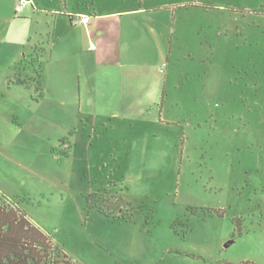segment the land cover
Instances as JSON below:
<instances>
[{
    "label": "rangeland",
    "instance_id": "obj_1",
    "mask_svg": "<svg viewBox=\"0 0 264 264\" xmlns=\"http://www.w3.org/2000/svg\"><path fill=\"white\" fill-rule=\"evenodd\" d=\"M39 1L151 8L128 23L150 35L151 21L146 60H126L147 66L151 96L78 103L53 76L39 85L33 46L0 81V193L76 264H264V0ZM29 3L2 37L26 30ZM116 202L132 222L113 221Z\"/></svg>",
    "mask_w": 264,
    "mask_h": 264
},
{
    "label": "crops",
    "instance_id": "obj_2",
    "mask_svg": "<svg viewBox=\"0 0 264 264\" xmlns=\"http://www.w3.org/2000/svg\"><path fill=\"white\" fill-rule=\"evenodd\" d=\"M29 2L27 5L29 16L24 18L29 24L26 25V30L14 27V31L2 37L1 34L8 30V27H5L7 20L10 24L21 20L17 18V0H0V51L6 53L4 60L6 66L0 69L1 82L9 80V73H15L17 65L27 56L31 48L39 45L46 53L45 61L40 64L39 85L46 82L49 85L50 76H53L64 97L75 96L78 103L83 102L86 105L88 102H95L98 97L107 95L109 89L117 91L121 104L125 93H128L125 95L127 101L130 100L129 97L139 99V94L151 96V76L147 78L145 69L147 66H138L126 61L127 55L137 47L142 51L141 57L146 60L151 48V21L149 22L148 17H145V22H149L147 25L150 35L145 33L134 35L130 32L128 23L131 22L129 20L132 16L150 14L151 8L144 9L140 6L136 10H116L106 13L94 10L93 13H89V7L82 3L78 4L81 12H69L68 4H63L64 12L41 6L39 0H29ZM39 12L44 14L43 19ZM76 14L90 17L88 24H75L72 17ZM139 20L138 18V23ZM33 21L36 23L33 24ZM138 23L133 22L134 30ZM142 75H145L146 79L140 80ZM15 78L26 83L19 84L20 86L33 83L30 80L31 76L14 77V81ZM67 87V91L61 90ZM144 105L148 106L150 103ZM0 195L6 198L4 193ZM14 205L22 210L19 204ZM22 211L31 227L39 230L41 235L45 234L28 214Z\"/></svg>",
    "mask_w": 264,
    "mask_h": 264
},
{
    "label": "trees",
    "instance_id": "obj_3",
    "mask_svg": "<svg viewBox=\"0 0 264 264\" xmlns=\"http://www.w3.org/2000/svg\"><path fill=\"white\" fill-rule=\"evenodd\" d=\"M19 84L24 85L26 83L19 81ZM87 201L88 209H93L91 197L87 198ZM113 205L116 207L115 212L119 214V220L114 217L113 221H133L134 217L129 215L130 209L125 210L127 206L117 202ZM100 212L102 211L100 210ZM233 222L234 224L240 223L238 219H234ZM238 233L240 236L241 232L239 231ZM35 234L37 237H35ZM233 239L231 243H233ZM0 264L76 263L69 259L66 253L55 245L48 235H41L39 230H34L19 207H16L13 202L0 195ZM237 264L254 263L246 261Z\"/></svg>",
    "mask_w": 264,
    "mask_h": 264
},
{
    "label": "built area",
    "instance_id": "obj_4",
    "mask_svg": "<svg viewBox=\"0 0 264 264\" xmlns=\"http://www.w3.org/2000/svg\"><path fill=\"white\" fill-rule=\"evenodd\" d=\"M28 2L29 0H17L16 13L17 14L21 13L23 11L24 5L27 4ZM72 19L75 24H88L90 17L76 14L73 15Z\"/></svg>",
    "mask_w": 264,
    "mask_h": 264
}]
</instances>
